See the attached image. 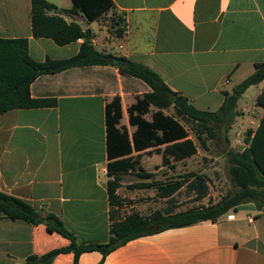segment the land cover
Returning <instances> with one entry per match:
<instances>
[{
	"label": "crops",
	"instance_id": "crops-1",
	"mask_svg": "<svg viewBox=\"0 0 264 264\" xmlns=\"http://www.w3.org/2000/svg\"><path fill=\"white\" fill-rule=\"evenodd\" d=\"M47 1L57 8L48 15L89 31L99 52L149 67L201 111H217L225 92H232L255 72L256 65L264 63V0H112L115 11L127 21L122 37L102 23L104 18L97 22L107 35L98 36L91 28L96 21L88 22L73 11L71 0ZM0 38L28 39L29 55L37 62L74 57L84 42L79 39L59 46L49 38H34L31 0H0ZM254 87L262 90L264 82L245 94ZM151 91L144 81L122 74L113 65L75 67L38 77L30 86L31 96L56 99L57 105L0 115V192L29 202L41 217L55 215L80 242H108L111 210L123 218L120 211L127 205L120 192L124 177L139 178V170L120 174L116 193L121 204L112 209L107 190L106 105L120 99L118 128H125L131 138L136 126L129 122L128 108ZM157 110L152 106L144 118L151 121ZM189 138L194 140L190 134ZM165 147L134 150L129 157L148 172L149 166L173 168L200 153L198 147L196 154L179 161L169 156L170 163L164 164ZM176 180L185 182L168 198L160 197L155 187L132 188L128 214L148 217L160 211L166 216L209 206L222 198L210 192L207 179L209 193L202 199L188 187L194 179L164 182ZM148 182L139 178L135 184ZM186 186L191 193L187 197L181 195ZM160 201L167 202L166 207ZM249 205L257 213L248 211L240 218L236 213L233 220L201 222L132 240L110 253L104 264H264V230L260 228L264 211ZM67 245L68 240L49 233L44 224L13 221L0 213V264H26L32 255L42 256ZM102 259L98 251L86 252L78 264H99ZM52 264H74V255H60Z\"/></svg>",
	"mask_w": 264,
	"mask_h": 264
},
{
	"label": "trees",
	"instance_id": "trees-1",
	"mask_svg": "<svg viewBox=\"0 0 264 264\" xmlns=\"http://www.w3.org/2000/svg\"><path fill=\"white\" fill-rule=\"evenodd\" d=\"M73 11L81 13L88 22L105 18L110 12V29L117 37H122L127 28V21L122 13L115 11L112 0H71ZM32 34L34 38H49L57 45L65 46L79 39H84L77 55L68 59L54 60L47 58L43 62L33 60L28 52L26 38H0V115L11 110L51 108L57 105L56 99L33 98L30 93L31 84L40 76L56 74L75 67L89 65H113L122 74L136 77L144 81L152 89L143 97H138L134 105L128 108L129 122L136 126L130 138L128 131L118 128L122 118V107L119 98L106 105L108 176L107 190L112 209L119 206L120 198L117 189L120 187V174L129 170H139L140 179L150 180L148 183L131 185V188L155 187L158 195L171 197L185 181L162 182L155 184L154 174L138 167L139 161L129 157L133 151L166 145L163 150V163H170V157L179 161L197 153L198 147L208 148V139L216 136L215 123L232 122L235 118L239 100L252 86L264 82V63L256 65L255 72L236 86L232 92H225L222 106L215 112L201 111L189 103L188 99L172 91L164 80L149 67L116 57L111 53L99 52L92 43L89 31H83L77 23H67L62 17L48 15L56 10V6L47 0H31ZM121 60V63H119ZM256 105L264 110V87L257 96ZM158 110L152 114L151 121L144 116L150 113L151 107ZM173 109L172 115L164 111ZM186 124H195L196 141L189 138ZM209 136H205V134ZM242 151H228L229 174L233 190L229 191L217 203L209 206L195 207L184 212L163 215L156 211L148 217L137 212L123 218L115 217L111 210L110 237L106 243H83L68 230L53 214L41 217L36 209L27 201L0 192V213L10 220H22L32 225L44 224L49 233L58 234L69 241V245L59 247L48 253L27 258L26 264H52L64 254L74 255V264H78L80 255L98 251L103 259L117 248L142 236L156 232L182 228L201 222H216L236 214L243 204L253 203L255 208L264 211V114L255 131H249L244 139ZM194 178L188 187L202 199L209 193V187L203 175L191 174Z\"/></svg>",
	"mask_w": 264,
	"mask_h": 264
},
{
	"label": "rangeland",
	"instance_id": "rangeland-1",
	"mask_svg": "<svg viewBox=\"0 0 264 264\" xmlns=\"http://www.w3.org/2000/svg\"><path fill=\"white\" fill-rule=\"evenodd\" d=\"M97 23L98 22L96 21V24L91 26L93 31L98 36L107 35L106 29H104L102 25H100L101 27L99 28V23ZM102 23L110 25V16H106L102 20ZM98 49L101 48L98 47ZM260 92V87L251 88L245 96L239 100L236 108L237 115L232 122L226 121V124H214L216 132L215 138L208 139V148L206 150L199 147L200 153L194 159L189 162L185 161L181 164H176L173 168L149 166L147 171L154 174L153 180L155 181V184L162 183L168 179H194L192 177H187L191 174H197L203 175L205 177L204 179L209 181L210 192L216 197V199L225 196L229 191L233 190L229 174L228 151L231 149H242L246 146L244 139L248 135L249 131H255L258 119L261 113L264 112L261 107L256 105L257 96ZM166 112L173 114V109L171 108ZM186 128L189 130L191 137L196 141V137L194 135L195 124H186ZM205 136L208 137L209 135L206 133ZM138 180L139 178L133 174L124 177L125 183L122 185V190L120 192L123 196V203L127 205L122 207L120 211V215H122V217L126 216V214H128L132 209L129 205V202L131 201L129 199V195L133 192L131 185H135ZM181 195L186 197L191 195L187 186ZM153 199L157 200L156 197ZM150 200H152L151 197ZM152 203L154 204L153 201ZM159 203H166L165 207L167 205V202L165 201H160ZM249 204L250 203L243 204L238 208V218L244 217L248 211H254V214L257 213L254 207ZM165 207H162L161 209H165ZM260 228L264 230V217L261 219ZM262 239H264V236H262Z\"/></svg>",
	"mask_w": 264,
	"mask_h": 264
},
{
	"label": "built area",
	"instance_id": "built-area-1",
	"mask_svg": "<svg viewBox=\"0 0 264 264\" xmlns=\"http://www.w3.org/2000/svg\"><path fill=\"white\" fill-rule=\"evenodd\" d=\"M234 218H235V215H233V214L227 216L228 220H233Z\"/></svg>",
	"mask_w": 264,
	"mask_h": 264
},
{
	"label": "water",
	"instance_id": "water-1",
	"mask_svg": "<svg viewBox=\"0 0 264 264\" xmlns=\"http://www.w3.org/2000/svg\"><path fill=\"white\" fill-rule=\"evenodd\" d=\"M119 63H121V60H119Z\"/></svg>",
	"mask_w": 264,
	"mask_h": 264
}]
</instances>
